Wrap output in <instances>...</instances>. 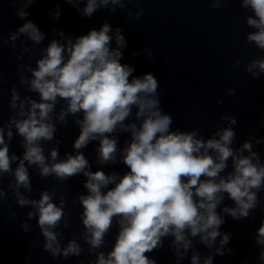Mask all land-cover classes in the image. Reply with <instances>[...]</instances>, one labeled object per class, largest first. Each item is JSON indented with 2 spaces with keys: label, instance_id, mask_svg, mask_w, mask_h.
<instances>
[{
  "label": "clouds",
  "instance_id": "1",
  "mask_svg": "<svg viewBox=\"0 0 264 264\" xmlns=\"http://www.w3.org/2000/svg\"><path fill=\"white\" fill-rule=\"evenodd\" d=\"M16 5V16L24 23L7 38L0 14V211L11 196L23 213L20 228L32 232L31 221L42 237L40 249L53 260L77 259L85 253L88 264H157L149 254L169 241L174 264H213L216 256L235 255L229 247L232 234L222 232L227 222L248 219L255 211L264 212V138L255 130L236 146L238 120L224 114L220 126L205 138L198 127L173 129L172 115L161 107L160 83L152 73L134 76L135 68L122 63L127 40L120 27L105 22L80 36L67 35L52 28L54 36L45 45L46 33L31 20L26 10L39 0H7ZM86 18L106 9L126 13L128 20H139L145 12L128 4L144 0H63ZM212 9L227 8L236 2L246 13L245 25L251 29L245 42L264 52V0H208ZM84 7H80L81 4ZM58 21L59 6L51 13ZM18 85L4 88L3 49L16 51ZM113 43L115 47H113ZM42 46V47H41ZM40 47L39 57L34 49ZM152 60L149 47L140 52ZM25 54L29 62H25ZM34 59V64L31 62ZM236 66L242 61L236 59ZM252 79L264 75V56L244 65ZM23 89V94L21 92ZM8 93L9 115L3 118V96ZM226 95L234 97L229 88ZM217 105L223 100H217ZM79 129L72 151L61 156L63 133L69 122ZM264 126V119L260 122ZM127 135L121 146L120 138ZM18 143L22 152L11 146ZM95 144V164L85 149ZM48 145H52L48 147ZM123 165V172L105 171ZM230 169V170H229ZM42 180L53 178L61 184L83 176L84 191L72 204L81 207L82 231L66 238L61 229L71 226L68 200L58 191L60 184L43 189L33 198L32 172ZM10 177L5 187L4 179ZM231 200L233 206L224 203ZM11 208V205H9ZM17 212L9 211L15 219ZM116 227L109 248L106 237ZM255 257L264 264V220L256 230ZM197 245L208 249L201 253ZM86 246V247H85ZM34 245H31V249ZM107 249V250H105ZM32 253L25 254V262ZM245 258L243 264H248Z\"/></svg>",
  "mask_w": 264,
  "mask_h": 264
},
{
  "label": "water",
  "instance_id": "2",
  "mask_svg": "<svg viewBox=\"0 0 264 264\" xmlns=\"http://www.w3.org/2000/svg\"><path fill=\"white\" fill-rule=\"evenodd\" d=\"M7 0H0V14L3 20V35L7 38L10 31H15L24 21L16 16V7ZM59 6L61 16L58 21L52 19L51 13ZM80 7H84L82 3ZM129 11L135 13L137 7L145 9L144 15L139 20H128L126 13L117 9L110 13L101 9L91 18L82 17L75 8L63 0H39L26 9L30 16L26 19L33 21L46 33L44 44L53 38L52 28L62 29L67 35L76 37L87 34L90 29H99L105 22L113 28L120 27L127 40L122 63H127L135 68L134 76L152 73L160 83L159 93L162 110L172 115V128L191 130L198 127L201 134L207 138L215 131L214 125L220 126V117L224 114L235 116L238 124L236 146L249 138V132L255 130L258 138H264V126L260 121L264 119V75L252 79L244 72V65L254 58L264 56L254 45L245 42V35L251 29L247 28L244 21L245 11L236 2L230 3L227 8L212 9L208 0H144L139 5H126ZM115 47V44L112 45ZM17 42L16 51L7 46L3 49L2 66L6 74L4 88L8 89L18 85L16 76V52L20 50ZM42 47V46H41ZM153 49V59L149 60L140 52L143 48ZM40 47L34 49V57H39ZM240 59L242 63L236 66L234 61ZM25 62H29L25 54ZM34 64V59L31 61ZM234 88L236 95H226V90ZM23 94V89H21ZM9 95L3 96V118L6 121ZM217 100L223 103L217 105ZM79 129L69 122L67 128H61L59 136L63 133L61 156L64 152L72 151L73 139L78 135ZM127 135L120 138L121 146ZM52 145H48L51 147ZM12 150L19 154L22 149L13 141ZM264 151V147L257 148ZM85 155L95 164V144H90L85 149ZM125 171L123 165L106 168L105 171ZM230 170V169H229ZM10 177H5L6 187ZM84 177L76 176L67 183L53 179H41L32 172L33 198H38L39 192L45 188L52 189L60 184L58 191L64 192L68 200L66 211L71 213V226L61 229L66 238H71L75 233L82 231L79 220L80 205L72 204L76 194L84 191L82 188ZM264 196V194H262ZM225 204L233 206L227 198ZM11 205V208H9ZM28 209L17 208L14 199L9 198L4 202L0 211V264H77V259L53 260L43 253L40 244L43 240L36 222L31 221L32 232L24 233L20 222L24 219L23 213ZM9 211L17 212L15 219L9 218ZM226 223L222 232L232 234L229 247L235 255L226 254L216 256L213 264H243L245 258L248 264H258L255 257L260 249L254 244L256 230L264 220V212L255 211L248 219L235 221L225 217ZM116 227L106 237L109 248L114 240ZM31 245L34 248L31 249ZM86 247V246H85ZM202 254L207 255L208 249L197 245ZM107 250V249H105ZM31 251V260L25 262V254ZM157 260V264H174L175 257L169 249V241L158 251L149 254ZM88 264L89 259L85 253L79 258ZM182 264H189L185 259Z\"/></svg>",
  "mask_w": 264,
  "mask_h": 264
}]
</instances>
